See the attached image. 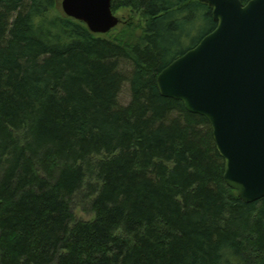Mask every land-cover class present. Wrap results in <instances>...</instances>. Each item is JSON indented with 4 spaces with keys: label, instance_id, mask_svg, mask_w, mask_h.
<instances>
[{
    "label": "trees",
    "instance_id": "trees-1",
    "mask_svg": "<svg viewBox=\"0 0 264 264\" xmlns=\"http://www.w3.org/2000/svg\"><path fill=\"white\" fill-rule=\"evenodd\" d=\"M112 9L138 13L141 33L130 19L94 33L56 0H0V264H264V197H239L208 118L157 84L216 28L212 7ZM75 195L92 219L75 217Z\"/></svg>",
    "mask_w": 264,
    "mask_h": 264
},
{
    "label": "water",
    "instance_id": "water-1",
    "mask_svg": "<svg viewBox=\"0 0 264 264\" xmlns=\"http://www.w3.org/2000/svg\"><path fill=\"white\" fill-rule=\"evenodd\" d=\"M217 26L157 76L160 93L208 118L224 179L251 203L264 197V0H201ZM64 13L104 34L121 23L112 0H62Z\"/></svg>",
    "mask_w": 264,
    "mask_h": 264
},
{
    "label": "rangeland",
    "instance_id": "rangeland-1",
    "mask_svg": "<svg viewBox=\"0 0 264 264\" xmlns=\"http://www.w3.org/2000/svg\"><path fill=\"white\" fill-rule=\"evenodd\" d=\"M56 8L58 11L64 12L62 9V0H56ZM114 12L116 15H118L121 18V23H119V25L114 27V29L116 28L115 30L114 29L112 30L114 31L115 34L119 33L121 30L126 28L125 22L129 21V19L131 21L133 20L136 34L139 35L141 33L142 26L144 25V21L143 18L138 13H131V11L128 9H119L118 11H114ZM129 100H130L129 85L125 84L120 94V102L122 104H127ZM74 199L76 202L73 205V211L75 217L77 219H84V220L92 219L94 217V213L90 209L89 202L83 201L82 198H79V196L76 195Z\"/></svg>",
    "mask_w": 264,
    "mask_h": 264
}]
</instances>
